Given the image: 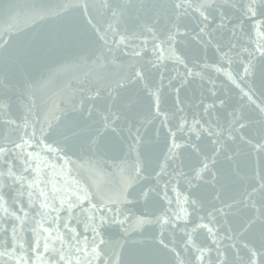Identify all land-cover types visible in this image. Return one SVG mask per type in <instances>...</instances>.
<instances>
[{
  "label": "snow or ice",
  "instance_id": "6c2138e0",
  "mask_svg": "<svg viewBox=\"0 0 264 264\" xmlns=\"http://www.w3.org/2000/svg\"><path fill=\"white\" fill-rule=\"evenodd\" d=\"M0 10L8 53L18 6ZM77 13L94 39L76 32L73 62L101 71L62 106L38 96L53 72L41 63L0 75V264H264V0H65L33 7L32 24ZM45 170L83 179L58 187Z\"/></svg>",
  "mask_w": 264,
  "mask_h": 264
},
{
  "label": "water",
  "instance_id": "95a60500",
  "mask_svg": "<svg viewBox=\"0 0 264 264\" xmlns=\"http://www.w3.org/2000/svg\"><path fill=\"white\" fill-rule=\"evenodd\" d=\"M12 3L18 6V18L16 20V27L21 31L16 37L15 44L8 53H0V75L7 76L9 81L15 83L19 79V66L22 65L27 68H32L37 64H40L42 71L47 72L49 69L53 70L50 80L43 85H38L40 96L44 101L49 104L55 103L63 105L65 95L71 93V91L78 87L79 81L84 79H92L93 76L100 72V69L95 68L90 63L80 64L75 63L74 57L79 54V48L76 47L80 43V38L77 33H82L88 37V39H94L92 34L87 31V26L83 18L79 14H73L71 17L66 18L64 21H56L53 19L47 22H37L32 24L31 12L33 7L42 8L46 10L55 11L56 6L65 0H11ZM138 2V0H136ZM98 18V17H97ZM7 23L5 14L0 10V27L5 26ZM233 23H236L233 20ZM253 21L245 20L244 27L247 31ZM31 24V27L27 25ZM133 20L128 21V26L132 27ZM77 32V33H76ZM228 33H224L223 39L228 38ZM56 45V54L54 56L44 57V50L51 46ZM214 50H208V56L212 57ZM211 63L212 61L209 60ZM68 66L58 68L59 65L66 64ZM169 68L172 67L169 63ZM216 76L215 73H213ZM39 73L33 72V79H39ZM217 87L220 88L222 94L226 95L230 101H236L237 92L230 82L226 81L222 76L217 78ZM200 82L193 83L190 87L182 91L181 97L189 102L194 99H198L200 92ZM101 106V112H103V101L99 102ZM169 103H172L170 99ZM148 100L141 98L138 103V107L144 111L147 110ZM158 124V121H157ZM45 180H55L58 187L74 188L75 181L77 179H83L78 176L74 171L72 173H64L51 175L50 170H45ZM109 173L113 170L109 169ZM119 177H113L111 175L95 177L97 183L103 187L108 188L110 182L114 183ZM43 187V185H41ZM49 189L51 184L48 185ZM26 200V197H25ZM85 207L87 204L85 203ZM142 210V206H141ZM52 216L55 213H51ZM61 215H66L62 213ZM39 219V217L37 218ZM74 223V222H73ZM44 227H53L50 219L44 221ZM61 232H65L62 224L60 225ZM81 230L80 228L77 229ZM108 233L113 240H119L122 237L121 229L118 225H113L108 229ZM28 239L32 238V234H26ZM43 235V233H42ZM55 235V232H53ZM66 241H70V236H65ZM50 243L59 248V241H50ZM42 250V249H41Z\"/></svg>",
  "mask_w": 264,
  "mask_h": 264
}]
</instances>
